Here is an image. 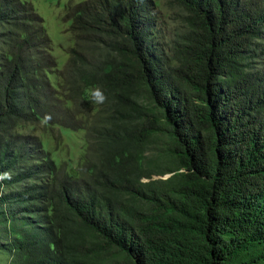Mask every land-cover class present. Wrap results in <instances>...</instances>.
<instances>
[{
  "label": "trees",
  "instance_id": "1",
  "mask_svg": "<svg viewBox=\"0 0 264 264\" xmlns=\"http://www.w3.org/2000/svg\"><path fill=\"white\" fill-rule=\"evenodd\" d=\"M175 1L189 32L174 58L153 0H82L59 69L32 4L0 0V249L11 264H264V65H251L264 0ZM94 104L74 174L13 130L85 128L76 115Z\"/></svg>",
  "mask_w": 264,
  "mask_h": 264
},
{
  "label": "rangeland",
  "instance_id": "2",
  "mask_svg": "<svg viewBox=\"0 0 264 264\" xmlns=\"http://www.w3.org/2000/svg\"><path fill=\"white\" fill-rule=\"evenodd\" d=\"M42 17L46 32L51 40V53L57 61V68L61 69L69 57V49L74 46V35L70 27L68 10L82 0H26ZM153 9L158 18L159 35L164 41V53L175 57L178 52L173 48L189 32L186 10L175 0H153ZM173 46V47H172ZM167 48L169 50H167ZM251 65H264V49L252 60ZM55 81L53 76H50ZM99 108L94 104L88 108L79 109L76 115L83 118L85 128H66L58 125H46L43 121L19 122L13 130L23 134L36 136L43 148L59 165L72 174L76 173L85 161V154L89 151L91 137H86L88 125L91 124L95 111ZM78 110H72L75 114ZM164 175L163 177H166ZM0 264H11L10 256L0 249Z\"/></svg>",
  "mask_w": 264,
  "mask_h": 264
},
{
  "label": "clouds",
  "instance_id": "3",
  "mask_svg": "<svg viewBox=\"0 0 264 264\" xmlns=\"http://www.w3.org/2000/svg\"><path fill=\"white\" fill-rule=\"evenodd\" d=\"M33 6V5H32ZM34 8V7H33Z\"/></svg>",
  "mask_w": 264,
  "mask_h": 264
}]
</instances>
